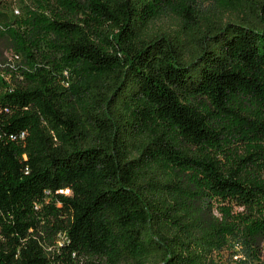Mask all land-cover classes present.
I'll return each mask as SVG.
<instances>
[{
    "label": "trees",
    "instance_id": "1",
    "mask_svg": "<svg viewBox=\"0 0 264 264\" xmlns=\"http://www.w3.org/2000/svg\"><path fill=\"white\" fill-rule=\"evenodd\" d=\"M31 2L0 0V264L259 261L264 0Z\"/></svg>",
    "mask_w": 264,
    "mask_h": 264
},
{
    "label": "rangeland",
    "instance_id": "2",
    "mask_svg": "<svg viewBox=\"0 0 264 264\" xmlns=\"http://www.w3.org/2000/svg\"><path fill=\"white\" fill-rule=\"evenodd\" d=\"M9 1L8 6H7V11L9 15L14 14V9L19 10V14L16 17H21L26 10L27 5L34 6V3L31 2V0H7ZM199 4V2H197ZM201 9H203V13L209 18L213 19L215 17L223 16L224 19H234L237 17L238 12L236 10L232 11H226L223 12L214 6H212L208 1H205L201 4ZM181 21L179 18L171 11V10H166L165 12H162L159 14L153 21V25L156 28L160 29H173V28H178L180 26ZM4 44L0 42V51L4 55H7L8 57L10 56L8 51L4 49ZM4 49V50H3ZM231 250H238V246L232 247ZM241 255V257H245L241 251H238ZM230 251L229 248L224 249L220 254L223 257H228ZM260 259L259 261H254L251 259L246 258V264H264V244L261 249L260 253Z\"/></svg>",
    "mask_w": 264,
    "mask_h": 264
},
{
    "label": "built area",
    "instance_id": "3",
    "mask_svg": "<svg viewBox=\"0 0 264 264\" xmlns=\"http://www.w3.org/2000/svg\"><path fill=\"white\" fill-rule=\"evenodd\" d=\"M18 12V10L17 9H14V13H17ZM240 257V255L239 254H237V253H233L232 254V258L233 259H238Z\"/></svg>",
    "mask_w": 264,
    "mask_h": 264
}]
</instances>
